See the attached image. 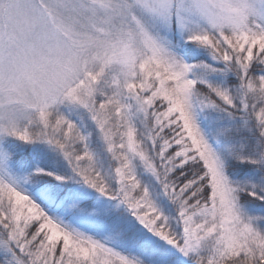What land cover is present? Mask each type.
Wrapping results in <instances>:
<instances>
[{"label":"snow or ice","instance_id":"6c2138e0","mask_svg":"<svg viewBox=\"0 0 264 264\" xmlns=\"http://www.w3.org/2000/svg\"><path fill=\"white\" fill-rule=\"evenodd\" d=\"M0 264H264V0H0Z\"/></svg>","mask_w":264,"mask_h":264}]
</instances>
